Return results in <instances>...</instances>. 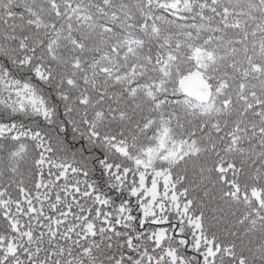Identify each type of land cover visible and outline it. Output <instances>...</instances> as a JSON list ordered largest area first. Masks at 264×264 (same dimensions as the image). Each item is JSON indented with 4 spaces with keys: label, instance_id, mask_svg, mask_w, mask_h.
Wrapping results in <instances>:
<instances>
[{
    "label": "snow or ice",
    "instance_id": "6c2138e0",
    "mask_svg": "<svg viewBox=\"0 0 264 264\" xmlns=\"http://www.w3.org/2000/svg\"><path fill=\"white\" fill-rule=\"evenodd\" d=\"M0 264H264V0H0Z\"/></svg>",
    "mask_w": 264,
    "mask_h": 264
}]
</instances>
